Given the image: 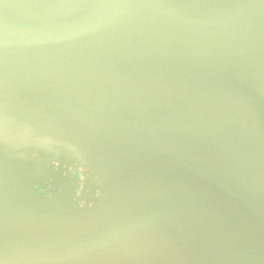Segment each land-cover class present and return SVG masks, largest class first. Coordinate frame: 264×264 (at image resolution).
<instances>
[{"label":"water","instance_id":"1","mask_svg":"<svg viewBox=\"0 0 264 264\" xmlns=\"http://www.w3.org/2000/svg\"><path fill=\"white\" fill-rule=\"evenodd\" d=\"M0 264H264V0H0Z\"/></svg>","mask_w":264,"mask_h":264},{"label":"flooded vegetation","instance_id":"2","mask_svg":"<svg viewBox=\"0 0 264 264\" xmlns=\"http://www.w3.org/2000/svg\"><path fill=\"white\" fill-rule=\"evenodd\" d=\"M57 165H58V164L56 163L55 166H57ZM86 170H87L86 167H82V168L80 169L79 173L77 174V177H78V178H81L82 180H84V177L82 176V174H83ZM84 186H85L84 183L79 184V189H78V193H79V194H81V190L84 188ZM87 190H88V192L91 191L90 188H88ZM82 204H83V203H82Z\"/></svg>","mask_w":264,"mask_h":264}]
</instances>
